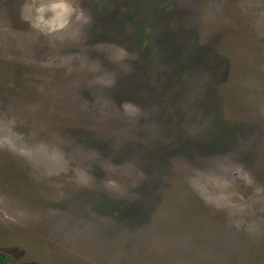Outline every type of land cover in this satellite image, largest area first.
Masks as SVG:
<instances>
[{"label":"rangeland","instance_id":"obj_1","mask_svg":"<svg viewBox=\"0 0 264 264\" xmlns=\"http://www.w3.org/2000/svg\"><path fill=\"white\" fill-rule=\"evenodd\" d=\"M54 2L0 0V253L264 264V0Z\"/></svg>","mask_w":264,"mask_h":264},{"label":"clouds","instance_id":"obj_2","mask_svg":"<svg viewBox=\"0 0 264 264\" xmlns=\"http://www.w3.org/2000/svg\"><path fill=\"white\" fill-rule=\"evenodd\" d=\"M35 13H36V24H48V27L50 29L54 27H59V25H54L48 21H45L44 19V13L46 10L49 11H56L58 14L69 11V6L66 3V0H55L54 3H48L47 5L42 3H37L35 6ZM79 19V17H77ZM22 19H27V17H22ZM125 56V53L121 50L119 52V58L123 59Z\"/></svg>","mask_w":264,"mask_h":264},{"label":"trees","instance_id":"obj_3","mask_svg":"<svg viewBox=\"0 0 264 264\" xmlns=\"http://www.w3.org/2000/svg\"><path fill=\"white\" fill-rule=\"evenodd\" d=\"M0 264H12L8 256L3 253H0Z\"/></svg>","mask_w":264,"mask_h":264}]
</instances>
